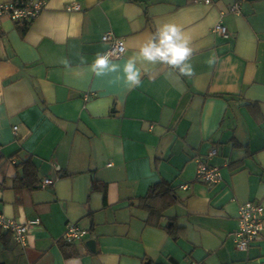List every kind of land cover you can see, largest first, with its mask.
Returning <instances> with one entry per match:
<instances>
[{
	"label": "crops",
	"instance_id": "0c3cea01",
	"mask_svg": "<svg viewBox=\"0 0 264 264\" xmlns=\"http://www.w3.org/2000/svg\"><path fill=\"white\" fill-rule=\"evenodd\" d=\"M210 1L45 0L26 27L2 20L0 214L39 224L25 246L0 228V264H264V216L258 240L234 244L239 206L264 209V0ZM169 23L193 49L191 76L140 55ZM107 32L126 52L96 76ZM131 58L141 84L129 89ZM199 158L219 168L217 184L196 180ZM157 184L171 192L150 211L140 200ZM68 224L88 234L66 243Z\"/></svg>",
	"mask_w": 264,
	"mask_h": 264
},
{
	"label": "built area",
	"instance_id": "2783aa9c",
	"mask_svg": "<svg viewBox=\"0 0 264 264\" xmlns=\"http://www.w3.org/2000/svg\"><path fill=\"white\" fill-rule=\"evenodd\" d=\"M192 3L210 4V0H188ZM45 6V0H9L0 2V26L4 18L13 23H29L37 17ZM71 10H79V6L74 4L69 7ZM232 12H238V6L231 8ZM212 32L220 37H227V29L222 23H217L212 27ZM101 41L107 46L103 53H108L111 59H117L126 52L124 39L107 32L101 36ZM102 53V54H103ZM87 99V96H84ZM16 127L13 128V131ZM216 155V150L212 149L207 157ZM196 168V180L208 186H213L221 180L218 167L206 164L204 158H199ZM57 177L44 178L40 181L39 187L44 189L52 186ZM185 189L186 186H183ZM264 209L259 202L249 201L241 204L238 208L237 223L238 229L234 234L235 248L246 251L250 245L258 240L263 230ZM39 224V219L29 220L25 223L17 222L0 214V228L11 233L12 238L18 244L25 246L26 238L30 229ZM88 234L87 230L77 224H68L63 234L66 243L81 241ZM199 264V263H192Z\"/></svg>",
	"mask_w": 264,
	"mask_h": 264
},
{
	"label": "clouds",
	"instance_id": "9594fccd",
	"mask_svg": "<svg viewBox=\"0 0 264 264\" xmlns=\"http://www.w3.org/2000/svg\"><path fill=\"white\" fill-rule=\"evenodd\" d=\"M193 49L189 47V41L185 38L183 30L176 24H165L157 29L155 37L140 50V55L149 62H161L178 68L180 74L191 76L194 69L187 63L192 55ZM81 63H86L85 57L81 56ZM65 65L67 60L62 61ZM207 63L211 66L215 63V57L210 58ZM96 76H104L109 72H118L119 65L112 62L108 53H97L96 58L88 66ZM124 74L129 89L139 87L141 84L140 70L135 58H131L124 65Z\"/></svg>",
	"mask_w": 264,
	"mask_h": 264
},
{
	"label": "trees",
	"instance_id": "16d2710c",
	"mask_svg": "<svg viewBox=\"0 0 264 264\" xmlns=\"http://www.w3.org/2000/svg\"><path fill=\"white\" fill-rule=\"evenodd\" d=\"M29 23H25L26 25L25 24H23V25H25V27H26V26H28ZM23 167H24V177H25V179H27V181H25L23 186L24 187H30V185H32L34 183V181L29 182V179L31 178L32 174L35 173V166L30 161L27 160L26 162L23 163ZM161 185L162 184H157V185L153 186L152 188H150L147 195L144 198H141V200H140L142 202H145L146 207L150 211H152L151 201L153 199H156V198L163 196V195H167L171 192L170 188H164L163 189L161 187Z\"/></svg>",
	"mask_w": 264,
	"mask_h": 264
},
{
	"label": "water",
	"instance_id": "95a60500",
	"mask_svg": "<svg viewBox=\"0 0 264 264\" xmlns=\"http://www.w3.org/2000/svg\"><path fill=\"white\" fill-rule=\"evenodd\" d=\"M86 244L90 250H94V242L92 240H89Z\"/></svg>",
	"mask_w": 264,
	"mask_h": 264
}]
</instances>
